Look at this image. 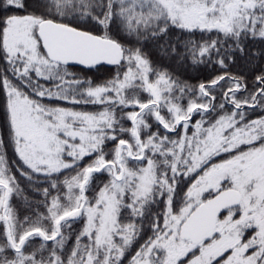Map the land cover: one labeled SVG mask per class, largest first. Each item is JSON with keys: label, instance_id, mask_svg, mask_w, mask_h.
Returning <instances> with one entry per match:
<instances>
[{"label": "snow or ice", "instance_id": "6c2138e0", "mask_svg": "<svg viewBox=\"0 0 264 264\" xmlns=\"http://www.w3.org/2000/svg\"><path fill=\"white\" fill-rule=\"evenodd\" d=\"M0 264H264V0H0Z\"/></svg>", "mask_w": 264, "mask_h": 264}, {"label": "trees", "instance_id": "16d2710c", "mask_svg": "<svg viewBox=\"0 0 264 264\" xmlns=\"http://www.w3.org/2000/svg\"><path fill=\"white\" fill-rule=\"evenodd\" d=\"M232 71H240V69L233 67ZM89 110H93V109H89ZM22 187L24 188V194H23L24 196H28L30 200L38 199V197H34L31 189L26 184H23ZM13 203H14V206L19 210L22 216L23 213L26 211V206H25L23 197H21L19 201L15 200L14 198Z\"/></svg>", "mask_w": 264, "mask_h": 264}]
</instances>
